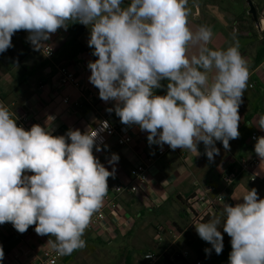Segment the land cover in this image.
Here are the masks:
<instances>
[{
	"label": "clouds",
	"instance_id": "1",
	"mask_svg": "<svg viewBox=\"0 0 264 264\" xmlns=\"http://www.w3.org/2000/svg\"><path fill=\"white\" fill-rule=\"evenodd\" d=\"M187 0H0V53L13 47L21 30L34 50L58 29L78 22L90 28L88 46L98 57L88 63L89 81L99 98L115 101L124 125L148 132L149 145L198 152L203 142L209 161L222 142L239 138V107L249 71L238 43L224 50L207 47L212 31L193 27ZM166 94L154 90L164 87ZM112 111V109H108ZM49 121L53 117L48 118ZM106 126V124H105ZM264 131V115L257 121ZM96 131L69 129L53 135L39 124L18 126L0 104V225L11 223L18 233L35 225L40 236L60 255L84 248L82 239L92 216L103 205L113 171L94 156ZM254 151L264 163V136ZM112 154L109 164L118 162ZM33 173L26 175L25 173ZM259 174V173H257ZM235 206L225 204L219 215L195 224L198 236L223 251V235L231 237L229 264H264V199L251 188ZM4 250L0 245V261Z\"/></svg>",
	"mask_w": 264,
	"mask_h": 264
},
{
	"label": "crops",
	"instance_id": "2",
	"mask_svg": "<svg viewBox=\"0 0 264 264\" xmlns=\"http://www.w3.org/2000/svg\"><path fill=\"white\" fill-rule=\"evenodd\" d=\"M124 2L127 4L129 0ZM187 19L193 17L187 16ZM77 26L78 22H70L66 30L61 28L51 35L54 49L51 60L39 55L41 63L38 65L31 61L25 63L27 69L24 70L16 65L8 71H0V104L9 109L16 123L25 114L32 125L46 127L56 136L66 135L69 129L85 133L93 130L100 119H108L119 132L129 135L131 142L121 145L117 142L118 135H113L100 146V151L93 148L94 156L108 171L115 168L114 176L108 178L106 196L113 195L116 184H126L130 170L142 161L150 164V180L143 193L117 196L122 223L110 238H106L100 228L94 232L86 229L82 237L86 246L62 255L57 264H145L142 256L146 252L162 253L154 264H229L231 237L220 227L223 251L217 255L212 249L207 255L204 250L211 249V245L198 236L195 225L189 224L185 201L196 188L207 189V197L213 200L221 196L215 212L202 221L207 222L214 215H219L226 203L235 206L242 202L233 197L239 198L247 188L257 189L259 198L264 199V163L259 158V163L250 171H242L238 166L240 158L257 156L254 151L256 138L264 136V131L257 126L259 117L264 115V75L255 69L264 64V54H258V48L264 44V27L258 29L256 35L245 34L223 46L224 50L235 41L238 43L247 61L248 82L252 81L254 87L246 88L239 107V138L229 141L230 150H225L222 142L217 141L215 146L219 155L209 161L203 142L197 145L198 156L179 148L167 150L159 156L156 150L160 146L149 145L148 132L141 131L138 125L122 124L115 110L112 113L107 111L110 107L115 109L116 102L101 100L98 88L89 81L91 70L88 63L98 58L92 54L93 48L88 46L90 28L83 25L81 33L75 35ZM219 32L228 33L222 28L213 29L212 39H220ZM73 38L76 40L74 43ZM77 43L87 51H80ZM33 65L34 71H30ZM60 65L69 67L77 76L78 87L58 85L57 67ZM161 83L164 87L154 90L156 95L166 94L167 81ZM63 97H68L67 104L61 102ZM49 117L54 119L49 121ZM253 133H256L255 139H251ZM112 154L118 155L119 160L109 164ZM229 172L235 174V180L226 186L223 176ZM253 177L255 179L251 180ZM106 216V223L110 224L109 211H106ZM34 229L35 225H32L21 234L0 225V245L4 250L0 264H22L41 256L44 249L50 247L47 241L54 237L37 235ZM182 251L188 253L186 258L174 255Z\"/></svg>",
	"mask_w": 264,
	"mask_h": 264
},
{
	"label": "built area",
	"instance_id": "3",
	"mask_svg": "<svg viewBox=\"0 0 264 264\" xmlns=\"http://www.w3.org/2000/svg\"><path fill=\"white\" fill-rule=\"evenodd\" d=\"M264 27V26H262ZM24 31V30H23ZM26 36L28 37L29 33L24 31ZM52 35V34H51ZM43 47L40 50H37L38 53L43 56L47 60H51L54 55V49L52 46V36L50 39L46 41H42ZM256 72L264 75V64H259L256 66ZM57 82L60 87L72 86L78 87L79 80L77 76L71 71V69L65 65H60L57 67ZM254 83L252 81L247 82V88H253ZM62 103H68V97H63L61 100ZM108 109H112V111H108L109 113L114 112V108L110 107ZM106 124V126H105ZM18 126H22L25 130H29L32 127L30 123V119L28 115H21L19 121L17 123ZM92 131H96L98 133L96 137V143L101 146L105 140L113 135H118L117 142L121 145L129 144L131 142V137L125 133L119 132L115 125L111 123L108 119L103 118L98 121L95 128ZM256 138V133L251 135V139ZM95 148V146H94ZM178 149V148H177ZM172 150L167 144L163 145V148L158 147L156 150L157 155H162L165 151ZM259 163V157H242L238 160V166L242 171H250ZM149 162H140L136 164L130 170L129 180L126 184L118 183L113 187V195L111 197L105 196L103 200V205L96 212L90 221L88 230L92 232L95 231L96 228H100V232L105 234L106 238H110L112 233H114L115 228L120 225L122 222V213L120 211V206L117 202V196L123 193L130 194H140L143 193L145 188L147 187L150 180V171H149ZM255 178H251L254 180ZM235 180L234 173H227L223 176V182L226 186H230ZM207 189L196 188L192 195L185 201L186 206L189 210L190 225H195L200 223L206 218V216L213 214L217 208V202L222 200L221 196L216 197V199H211L206 195ZM106 211H109L111 214L110 224L106 223ZM7 226L10 230H15L11 223L3 224ZM116 226V227H115ZM160 239V238H159ZM176 256H181L182 258H186L188 253L186 251L175 252ZM62 255L58 254L55 250L50 247L44 249V252L41 256L35 257L27 260L22 264H57L58 260ZM162 256L161 254H156L155 252H146L143 254V260L145 264H154L157 260Z\"/></svg>",
	"mask_w": 264,
	"mask_h": 264
},
{
	"label": "rangeland",
	"instance_id": "4",
	"mask_svg": "<svg viewBox=\"0 0 264 264\" xmlns=\"http://www.w3.org/2000/svg\"><path fill=\"white\" fill-rule=\"evenodd\" d=\"M186 9L188 11V17H193L200 26H207L211 29L212 33L213 29L216 28H222L228 31L229 34L219 32L220 39L211 38L207 47L212 50H223L226 42L236 40L239 36L245 34L256 35L258 31L250 15L246 16L243 21L237 19L238 13L244 9L247 10V5L244 0H187ZM258 15L260 19H264V12L258 13ZM20 35L16 32L12 37L13 47L4 53H0V60L5 65L12 64L13 66V63L21 61L22 57L16 53V50L18 48L23 49L24 44L30 45L25 33L23 32ZM20 39L24 40L25 43L23 45L20 43ZM234 44H236V41ZM29 45L27 46V54H25L26 58L28 57L27 61L31 62L32 59L37 58L40 54L35 52Z\"/></svg>",
	"mask_w": 264,
	"mask_h": 264
},
{
	"label": "trees",
	"instance_id": "5",
	"mask_svg": "<svg viewBox=\"0 0 264 264\" xmlns=\"http://www.w3.org/2000/svg\"><path fill=\"white\" fill-rule=\"evenodd\" d=\"M253 1V3H254V5L256 6V8H257V11H258V13H261V12H264V0H252ZM246 16H248V14L246 13V10L244 9V10H242L240 13H238V15H237V19L238 20H241V21H243L244 19H245V17ZM82 29H83V25L82 24H80V23H78V26H77V29H76V31H75V35H79L80 33H81V31H82ZM23 32L24 31H18L17 32V34L18 35H22L23 34ZM20 35V36H21ZM26 35V34H25ZM73 43L74 42H76V40H75V38H73ZM20 43L23 45L25 42H24V40L23 39H20ZM30 43V42H29ZM25 46H24V48L23 49H21V48H18L17 50H16V53H18L19 55H20V57H22V59H21V61H19V62H15V63H13V66H19L20 67V69L21 70H24V69H27V66L25 65V63H27L28 61V57L26 58V54H27V46L29 45H26V44H24ZM77 45H78V47H79V50L80 51H87L86 49H85V47L84 46H82L80 43H77ZM29 46H31L32 48H33V46H32V44L30 43V45ZM33 50H34V48H33ZM35 52H37L38 53V51L37 50H35ZM26 53V54H25ZM39 54V53H38ZM258 54H264V44H262V45H260V47L258 48ZM11 55H12V53H11ZM12 57V56H11ZM32 62H33V64L35 65V64H39V63H41L40 62V57L38 56L37 58H35V59H32ZM34 65L32 66V67H30L29 68V70L31 71H34ZM10 67H12V64H10V65H5L1 60H0V71L2 70V71H8L9 69H10ZM2 68V69H1Z\"/></svg>",
	"mask_w": 264,
	"mask_h": 264
},
{
	"label": "water",
	"instance_id": "6",
	"mask_svg": "<svg viewBox=\"0 0 264 264\" xmlns=\"http://www.w3.org/2000/svg\"><path fill=\"white\" fill-rule=\"evenodd\" d=\"M244 1L247 5L246 13L251 16V18H252L255 26L257 27V29H260L261 28V26H260V20L261 19L258 15V11H257L256 6L254 5L252 0H244ZM188 21L193 27L200 26L194 19H188Z\"/></svg>",
	"mask_w": 264,
	"mask_h": 264
},
{
	"label": "bare ground",
	"instance_id": "7",
	"mask_svg": "<svg viewBox=\"0 0 264 264\" xmlns=\"http://www.w3.org/2000/svg\"><path fill=\"white\" fill-rule=\"evenodd\" d=\"M260 26H261V27L264 26V19H261V20H260Z\"/></svg>",
	"mask_w": 264,
	"mask_h": 264
}]
</instances>
